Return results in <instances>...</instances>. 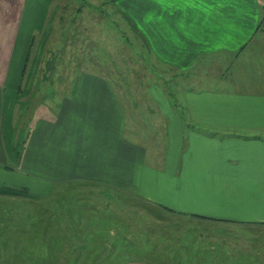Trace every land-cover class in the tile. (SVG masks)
<instances>
[{
    "label": "crops",
    "instance_id": "crops-1",
    "mask_svg": "<svg viewBox=\"0 0 264 264\" xmlns=\"http://www.w3.org/2000/svg\"><path fill=\"white\" fill-rule=\"evenodd\" d=\"M113 1L116 17L132 25L155 59L162 82L174 81L173 92L155 82L147 86L149 94L137 92L134 83L132 100L134 92L152 100L136 102L137 109L123 90L129 85L122 86L121 75L112 74L115 69L105 73L94 52L92 62L99 72L76 74L70 80L72 93L61 90L66 96L49 106L45 116L30 117L28 107L22 117V104L32 97L26 89L32 74L26 73L33 28L38 12L46 18L50 9L38 0H0V166L17 157L19 173H10L8 166L2 173L21 180L1 191L23 193L34 203L44 200L43 249L50 242L62 253H80L86 247L70 250V243L82 242L90 243L94 253L112 250L119 236L112 232L116 226L91 228L99 223H85L83 208L70 206L77 203L75 193L88 186L141 199L160 217L149 221L150 226L191 222L205 228L206 249H198L194 237L174 240L165 232L158 240L142 231V238L158 243V259L165 264H171L173 253H181L185 264H264V0ZM61 12L60 27L66 16ZM78 12L79 26L88 13ZM122 33L129 35L98 28L86 53L106 41L108 50H116ZM87 60L83 55L80 65H88ZM177 78L184 85L178 99ZM22 142L24 151L17 149ZM22 220L27 223L20 226L19 220L18 227L29 231L33 222L41 223L37 218ZM2 224L0 218L1 232ZM7 225L15 227L12 240H17V224ZM213 227L227 235L248 232L240 241L252 246L211 237ZM129 234L124 232L121 253H128L123 243L133 244ZM4 250L1 245L0 252ZM189 253H196L198 260L189 261Z\"/></svg>",
    "mask_w": 264,
    "mask_h": 264
},
{
    "label": "rangeland",
    "instance_id": "rangeland-1",
    "mask_svg": "<svg viewBox=\"0 0 264 264\" xmlns=\"http://www.w3.org/2000/svg\"><path fill=\"white\" fill-rule=\"evenodd\" d=\"M113 2V0H62V2L61 0H38L39 5L41 3L44 7L45 4H47L49 5L50 10L47 8L46 18L43 17L44 12H38L37 20L39 23L33 28V37L35 40L33 43L30 41V48L28 51L29 61L26 73L32 74V79L26 83V89L27 91H30L31 89L32 92L30 94H32V97L31 99L27 98L22 104L24 112L22 117L26 116L25 110L28 107L30 117H34L36 114L38 116H45L44 112H46L47 109H50L49 106H55L56 103H59L60 99L66 96L61 90L67 91V95L72 93H68L71 90L69 88L73 85V82H70V80L75 78L76 74L89 70L93 72L98 71L95 69V63L92 62L94 52L98 54L100 59L99 62L104 64L103 68L105 73H109L107 69H115L117 72L112 74L114 76H122H120L122 86H124V84L129 85L124 87L123 90L130 93L128 96L130 97L129 101H134L135 104H137L135 105L137 109L140 105L136 102L141 101L144 102L143 105H145L152 101L148 97L145 98L143 94L139 95L137 92L149 94V91H146V89L147 86L150 88L153 85V82H155L157 86L160 85L167 91L173 92L172 85L174 81L172 80L167 83L162 82L161 78L163 76L158 73L157 68L153 64L155 59L153 57L150 59V53L141 45L139 40L140 37L132 25L129 23L125 24L123 18L119 16L116 17L114 11L117 10V6L115 2L113 6ZM59 5H63L64 9H59ZM79 8L88 13V15L83 18L82 23L78 26L77 15L79 14ZM60 11H62L61 13L63 15H66L64 18H61V21L64 24L62 27H60L61 24L59 23V19H57L60 18L57 17L60 14ZM100 17L101 21L99 20ZM97 20H99V23L93 24ZM133 20L137 23L134 18ZM134 23L132 24L135 25ZM53 28L54 33L50 36L49 32L53 30ZM98 28L101 31H105L106 34L112 31H126L129 35H123V33L120 34V38H118L117 41L118 48L116 47V50H108L107 47L109 46V43L106 41L102 42L99 47H96L94 51L93 46L89 47L88 53H86V47L91 44L93 38L98 36L93 34ZM83 55L88 59V65H85V67L80 65V62L83 60ZM144 74L149 76L146 80H142L141 78ZM132 75L137 76L138 79H135ZM68 76L69 80H66ZM134 83L136 84L137 92H134V98L132 100ZM183 87V83L177 78L174 89L177 99L180 94L179 92H184L182 91L184 90ZM170 100L173 102V97ZM38 107L42 110H39ZM27 121L26 117L22 122L24 123ZM23 146V142L19 143L17 149H22L24 151ZM19 164L18 158L15 157V160L11 163H3V165L0 166V193H7L1 191L3 190V187L10 186V184L12 185L14 182L15 184L21 183V180L14 181L11 178L13 175L2 173L6 166L10 167V173H19ZM14 179L16 180L17 176H15ZM82 188L81 191L76 192L74 195L77 199V203L70 204V206L72 208H83L84 212L82 214V219H84L85 223L91 221L99 223L93 225L91 228L96 227L97 229H104L109 226H116L115 229H112L114 230L112 232L119 236L117 239L115 238V241L117 242H113L114 247L111 248V251L106 253H94L96 250L92 251L90 249V243L72 242L70 243V250L77 245L86 248L83 247L84 249L80 250V253H76L75 251L74 253H62L59 249L54 250L52 243L49 242L48 246L44 248L48 249L49 253L40 252L44 250L43 247L40 248V246L45 245V243L41 241V233L45 227L43 224L44 216H42L44 213V200L34 203L27 195L19 192L11 193L12 195H0V218L6 223L2 224L4 231H0V246L6 245L5 252H0V264H11L10 262L14 264H43V262H45L44 259L47 260V264H165L161 259H158L159 253H156V244L158 243H152L150 241L152 238H142V231L150 236L158 238V240H160V237L165 232L174 240L176 236L181 238L182 235L189 238L194 237L199 241L196 244L197 248L199 249V247H201L206 249V243L208 240L207 233L205 232V228L198 225V223L190 222L186 224L181 222L179 225L156 227L152 224V226H150L149 221L153 218L157 220V218L160 217L155 216L152 208V211L145 208L146 205L141 199L130 194L119 193L118 195H114L115 193L112 191L106 193L103 190L99 191L98 188L88 186H82ZM56 196H59V194ZM23 218H31L33 219L32 221L37 218V221H40L41 223H39L40 225H37L33 222L31 230H25L19 228L27 223L22 220ZM166 218H168L167 215H165L164 219ZM18 219L21 222L19 227ZM12 222L17 224V227L19 228V237L17 240H12L14 237L12 230H14L15 227L11 228L13 226L10 225L11 227H9L7 225V223ZM34 228L39 231L37 235L36 232H34ZM157 228H160L161 232H159ZM212 229L213 230L209 229V235L211 237L218 236V240L230 241L233 246L237 244L234 240L242 242L240 240L244 237L246 238L247 235L250 234L244 232L247 235L244 233H241V235L234 233L227 235L223 233L221 227H213ZM124 232L125 234L130 233L128 237H131V234L133 233V244L130 246L127 242L123 243L124 246H128V253H121L122 250L124 251L121 246L122 240L124 239ZM144 240L147 242H144ZM95 244L102 245V243ZM110 244L111 243H109V245ZM153 245H155L154 249L152 248ZM175 245H177V243H175ZM188 245H190V243ZM241 245L242 247H251L252 243L245 241L242 242ZM13 247L21 253H13V251H15ZM139 249H148L153 253H140L135 251ZM185 249L188 250L190 248H187L186 245ZM160 254L163 257V254L165 253ZM173 254L174 256L172 255L173 257L169 260L171 264H185V260L181 258V253ZM195 254L196 253H189V261L198 260L194 257ZM42 256L44 259L41 258ZM52 260L53 263H51Z\"/></svg>",
    "mask_w": 264,
    "mask_h": 264
},
{
    "label": "trees",
    "instance_id": "trees-1",
    "mask_svg": "<svg viewBox=\"0 0 264 264\" xmlns=\"http://www.w3.org/2000/svg\"><path fill=\"white\" fill-rule=\"evenodd\" d=\"M0 195H12L11 193H0ZM13 195H15V194H13ZM4 246H6V245H4Z\"/></svg>",
    "mask_w": 264,
    "mask_h": 264
}]
</instances>
